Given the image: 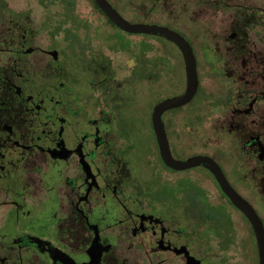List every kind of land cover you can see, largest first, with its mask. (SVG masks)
Returning <instances> with one entry per match:
<instances>
[{"label": "flooded vegetation", "instance_id": "af4514ba", "mask_svg": "<svg viewBox=\"0 0 264 264\" xmlns=\"http://www.w3.org/2000/svg\"><path fill=\"white\" fill-rule=\"evenodd\" d=\"M51 1L0 0V264H228L235 246L259 264L251 222L212 172L163 163L153 110L186 90L181 49L120 29L95 0L104 19L93 27L75 0H63L61 18ZM127 1L108 0L132 23L178 32L196 58L195 96L163 114L173 157L214 160L264 224V0ZM145 38L157 44L151 56ZM221 108L222 141L184 152ZM186 172L210 180L220 202L187 180L196 196L179 201L175 179ZM217 238L225 255L208 254Z\"/></svg>", "mask_w": 264, "mask_h": 264}, {"label": "water", "instance_id": "95a60500", "mask_svg": "<svg viewBox=\"0 0 264 264\" xmlns=\"http://www.w3.org/2000/svg\"><path fill=\"white\" fill-rule=\"evenodd\" d=\"M106 16L120 29L131 34H150L164 37L181 49L184 54L187 67V87L183 94L162 101L153 110V127L159 143L163 163L169 168L184 171L196 166H205L215 176L220 188L232 201V203L243 212L251 222L259 249V264H264V224L255 210L233 189L227 181L220 166L212 159L199 156L185 161L173 157L163 126V114L166 110L177 108L188 104L195 96L199 87L197 62L193 49L189 42L176 31L155 24H135L125 19L108 0H95Z\"/></svg>", "mask_w": 264, "mask_h": 264}, {"label": "rangeland", "instance_id": "374dc122", "mask_svg": "<svg viewBox=\"0 0 264 264\" xmlns=\"http://www.w3.org/2000/svg\"><path fill=\"white\" fill-rule=\"evenodd\" d=\"M126 1V0H125ZM127 2H131V0H128ZM133 2H136L135 0ZM51 3H53L50 6V12L55 16L54 18H61L62 12L64 11V5L65 3H67V1H63V0H56V2H54L53 0L51 1ZM92 1L91 0H75V11L78 13V15L80 17H83V19H88V20H93L92 23H90L93 26H96L99 24L100 19H104V17H101L100 15L96 14V12H94V10H92ZM132 8V7H130ZM138 7H136V10H138L140 13L143 12V9H137ZM92 10V12H91ZM194 18H199V15H195ZM204 24H208V22L202 21ZM220 23V22H218ZM68 23H66V27H68ZM219 26L215 25V30H218ZM82 34L84 35V32H82ZM131 41V45L133 47V51L134 52H138L139 51V46L137 45L138 43L140 44L143 41V37H130ZM154 42V43H153ZM157 45V44H156ZM155 45V41L154 40H150L148 38H145V46H146V50H147V54L149 56H151L153 54V52H157L156 48H151ZM129 53H133L131 51H129ZM129 53L126 52L125 55L120 56L119 60H115V67L117 69V73H118V77L120 78H125L128 77V71H127V66H125L126 60L129 56ZM114 56V54H113ZM221 109L219 110H215L214 113L216 115V125L214 128L209 130V136H207L206 138H202V141L200 140H189L186 141V145H183V148H185V150H183L184 152H188L186 151V149L188 150H197L200 151L202 150V146L204 145H209L212 142H221L224 134L222 133V131L220 130V121H224L226 118L224 117V113L223 111H221ZM219 126V127H218ZM147 136V133H146ZM194 143V144H193ZM182 146V145H180ZM192 150V151H193ZM190 181L192 183L197 184L196 186L198 187L199 185V189H202V187H204L205 190L208 191V194L210 196L211 202L214 204H218L220 202V198L218 197V192L216 190V188L214 187V185L212 184V182L210 180H208L206 177H204L203 175H199L191 172H186V173H181V174H177L176 179H175V185H177L176 188H178V192H177V196L179 197V201L181 200V197L184 196H196L195 190L194 189H185L182 187L181 183H183V181ZM194 205H197L194 203ZM178 206H184L183 203H179ZM195 209H197L198 211H201L200 207H195ZM229 211H232V209L229 207ZM237 215L233 214V217H236ZM235 227L238 230V235H237V239L236 241L239 242L240 239H242V243L244 244L245 241V237L246 234L243 231V226L242 224L240 225V221L238 220V218L235 219ZM240 228H242V230H240ZM219 246V247H218ZM227 260L226 261L228 264H249V261H246L245 257L242 254L241 248L239 246H235L233 249L228 250L227 252ZM209 255H225V253L223 252V248L220 246V241L218 240V238L215 240V245H214V249H212L210 252H208Z\"/></svg>", "mask_w": 264, "mask_h": 264}, {"label": "trees", "instance_id": "16d2710c", "mask_svg": "<svg viewBox=\"0 0 264 264\" xmlns=\"http://www.w3.org/2000/svg\"><path fill=\"white\" fill-rule=\"evenodd\" d=\"M94 1V0H93ZM97 8L99 9L100 12H102L104 14V12L99 8V6L97 5ZM186 62V61H185ZM186 83H187V67H186ZM179 96V95H178ZM177 97V96H176ZM174 98V97H173ZM171 99V98H170ZM164 101V100H163ZM183 107V106H182ZM181 108V107H178Z\"/></svg>", "mask_w": 264, "mask_h": 264}]
</instances>
